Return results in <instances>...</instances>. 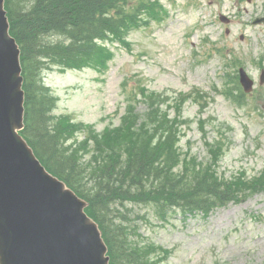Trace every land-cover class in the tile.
Listing matches in <instances>:
<instances>
[{"label":"rangeland","instance_id":"1","mask_svg":"<svg viewBox=\"0 0 264 264\" xmlns=\"http://www.w3.org/2000/svg\"><path fill=\"white\" fill-rule=\"evenodd\" d=\"M135 13V25L123 34L126 43L100 42L111 51L105 65L43 70L56 97L54 120L81 125L70 127L65 145L120 126L129 98L136 112L153 100L161 114L178 118L163 126V135L171 133L182 157L211 162L231 180L261 176L264 24L253 21L264 15V0H156ZM239 67L254 80L252 93H240ZM120 214L130 237L168 250L160 251L159 264H264L263 186L208 212L170 210L164 220L152 205L128 202L111 210V220L120 222Z\"/></svg>","mask_w":264,"mask_h":264},{"label":"trees","instance_id":"2","mask_svg":"<svg viewBox=\"0 0 264 264\" xmlns=\"http://www.w3.org/2000/svg\"><path fill=\"white\" fill-rule=\"evenodd\" d=\"M155 1L139 0L133 6L130 0H5L10 33L20 47L25 92L20 132L45 167L87 201L85 210L102 231L110 264H159L160 251L168 253L130 237L125 215L113 222L110 214L117 205L150 204L165 220L170 210L208 212L264 187V173L231 180L211 162L182 157L171 133L163 135V126L178 118L161 114L153 100L136 112L135 100L129 98L120 126L88 133L90 143L65 145L70 127L80 130L81 125L64 117L54 120L56 97L43 82V70L105 65L111 51L100 42L116 38L126 43L123 34L135 25V9ZM86 153L89 158L83 160Z\"/></svg>","mask_w":264,"mask_h":264},{"label":"water","instance_id":"3","mask_svg":"<svg viewBox=\"0 0 264 264\" xmlns=\"http://www.w3.org/2000/svg\"><path fill=\"white\" fill-rule=\"evenodd\" d=\"M19 55L0 0V264H109L86 201L45 168L18 132L24 125ZM239 74L250 91L253 81L244 69Z\"/></svg>","mask_w":264,"mask_h":264}]
</instances>
